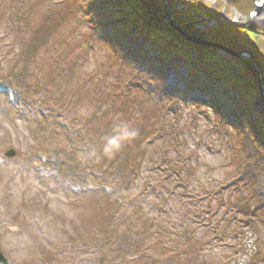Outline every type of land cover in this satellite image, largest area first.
Here are the masks:
<instances>
[{
	"label": "rangeland",
	"instance_id": "1",
	"mask_svg": "<svg viewBox=\"0 0 264 264\" xmlns=\"http://www.w3.org/2000/svg\"><path fill=\"white\" fill-rule=\"evenodd\" d=\"M202 1L253 29L264 53V5L252 18L232 0ZM86 17L75 0H0V78L18 97L0 94V248L9 264H264V165L251 180L249 167L241 175L237 135L195 93L176 113L166 97L163 115L139 93L134 104L124 98L115 47ZM182 73L169 72L171 91L184 89ZM250 106L264 121L261 93ZM119 122L138 136L108 159L103 138Z\"/></svg>",
	"mask_w": 264,
	"mask_h": 264
},
{
	"label": "trees",
	"instance_id": "2",
	"mask_svg": "<svg viewBox=\"0 0 264 264\" xmlns=\"http://www.w3.org/2000/svg\"><path fill=\"white\" fill-rule=\"evenodd\" d=\"M169 1L173 6L175 24L199 44L168 25L162 0H76L75 5L91 15L95 32L115 47L122 64L119 76L123 71L129 73L132 87L125 89L124 98L131 99L134 104L133 96L139 93L144 96V108L150 106L163 115L166 97L172 98L166 103L168 110L176 113L182 98L188 102L194 93L200 94L199 105L211 110L221 124L229 126L237 135L240 156L246 163L243 172L245 174V168L249 167L247 174L251 180L255 164L264 165V121L254 117L250 106L253 97L260 93L257 68L242 54L251 53L264 69V53L258 47L257 35L251 28L213 24L222 19L202 0ZM231 4L244 15L255 10L252 0H232ZM202 43L217 46L207 47ZM231 53H239L240 57ZM171 69L184 70L180 75L184 86L182 91L170 90L168 74ZM96 133L106 134L102 130ZM94 136L97 137L93 134L88 138ZM90 141L93 144L96 140ZM90 152L88 150L87 155ZM248 206L246 215L256 220L252 209L255 205ZM262 210L260 216L264 221V205L256 208L257 212ZM115 238L112 241L119 245L128 241L124 242L125 239L118 236ZM103 244L106 248L110 246L108 242ZM256 261V264H263L261 260Z\"/></svg>",
	"mask_w": 264,
	"mask_h": 264
},
{
	"label": "clouds",
	"instance_id": "3",
	"mask_svg": "<svg viewBox=\"0 0 264 264\" xmlns=\"http://www.w3.org/2000/svg\"><path fill=\"white\" fill-rule=\"evenodd\" d=\"M138 136V132L127 122H119L113 126L112 132L103 138L102 154L111 159L120 153L126 144L133 142ZM97 155L95 149L90 153Z\"/></svg>",
	"mask_w": 264,
	"mask_h": 264
},
{
	"label": "water",
	"instance_id": "4",
	"mask_svg": "<svg viewBox=\"0 0 264 264\" xmlns=\"http://www.w3.org/2000/svg\"><path fill=\"white\" fill-rule=\"evenodd\" d=\"M163 1V5H164V10H165V14H166V17H167V23L170 27H172L175 31L181 33L184 37L188 38L191 42H194L195 44H199L200 42L188 37L187 33L185 30L181 29L180 27H178L176 24H175V21L173 19V13H172V4L170 3L169 0H162ZM206 22H208L209 20L208 19H204ZM214 23H217V22H214ZM218 23H224V24H235L234 22H227V21H218ZM245 26V25H244ZM247 26V25H246ZM203 45L207 46V47H216L217 45H214V44H209V43H202ZM234 55L235 57H239V54L237 53H234L232 54ZM248 57L252 59V61L254 62V64L256 65L257 67V71H258V83H259V87H260V90L262 92V94L264 95V87H263V84H262V77L264 75V70L262 67H260L258 65V63L255 61V59L253 58V55L251 53L248 54ZM14 155V152H10L7 154V156L11 157ZM0 262L3 263V264H8L7 263V259L3 256V254L0 252Z\"/></svg>",
	"mask_w": 264,
	"mask_h": 264
},
{
	"label": "flooded vegetation",
	"instance_id": "5",
	"mask_svg": "<svg viewBox=\"0 0 264 264\" xmlns=\"http://www.w3.org/2000/svg\"><path fill=\"white\" fill-rule=\"evenodd\" d=\"M1 249V248H0Z\"/></svg>",
	"mask_w": 264,
	"mask_h": 264
}]
</instances>
